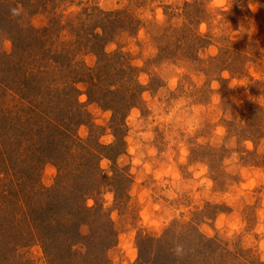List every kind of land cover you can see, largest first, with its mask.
<instances>
[{"label": "rangeland", "instance_id": "374dc122", "mask_svg": "<svg viewBox=\"0 0 264 264\" xmlns=\"http://www.w3.org/2000/svg\"><path fill=\"white\" fill-rule=\"evenodd\" d=\"M29 6L25 21L48 32L39 59L21 61L47 102L41 116L21 105L22 81L10 80V134L37 140L15 166L23 202L0 236V264H159L158 254L178 264L175 240L187 250L179 264H264V0ZM0 52L13 54L11 39L0 38ZM103 52L115 55L114 71L99 78V94H114L100 102L88 95V70ZM58 178V199L83 194L96 210L72 249L56 224L73 230L75 217H37Z\"/></svg>", "mask_w": 264, "mask_h": 264}, {"label": "trees", "instance_id": "16d2710c", "mask_svg": "<svg viewBox=\"0 0 264 264\" xmlns=\"http://www.w3.org/2000/svg\"><path fill=\"white\" fill-rule=\"evenodd\" d=\"M33 0H0V38L5 36L12 40L13 43V54L8 55L5 52H0V236L4 238V234H7L9 231V218L12 210L17 206V204L20 202L22 203V197L19 193L13 191V186H16L17 181L19 180L18 177V170L15 166L19 164L20 159L27 156V153L29 152V148L36 143V138H32L31 140H28L26 138L18 136V134L11 135V128H14L13 126H10V123L8 125V117L5 114V110L3 107L4 99L8 103H12V101L8 100L10 89L8 88L9 82H19L22 81L23 84V92L13 93L17 96H20V102L23 103L21 105H28L32 111L38 112V115L43 114V110H45V105L47 102L46 94L47 90L43 89V92L37 93L35 90L38 89L36 87L39 86V78L36 76V73L29 72L28 68L23 65L24 61H21L23 59L22 56H27V54L30 52L33 55V58L39 59V56H41L43 52V47L40 44L41 40L40 34H47L48 29L45 30H38L33 28L31 25H29L25 21L24 17V11L26 9H30V2ZM23 8L22 14L18 17H12L10 14V8L16 7L20 9ZM44 32V33H43ZM93 38L96 42H101L102 37L100 38L97 35H93ZM42 43V42H41ZM19 56L20 58L12 59L13 56ZM99 55V64L94 69H89L88 71V77L91 81L90 83V89L89 90V97L103 102L106 100V94L113 95L114 92L111 90H108L105 93V96H101L99 93H101L98 85L99 78L102 76L103 72H113L114 68V58L115 55L106 54L105 52L98 54ZM44 56V55H43ZM16 62L15 66L13 67L14 63L10 66V61ZM34 63H36V59H34ZM22 62V65H21ZM85 75V71H84ZM80 77V76H79ZM78 79V78H77ZM80 79V78H79ZM11 80V81H10ZM79 81V80H77ZM75 82V79H74ZM35 88V89H34ZM74 92L77 94L78 90L76 87L73 88ZM103 92V91H102ZM132 98V96H131ZM126 102L128 107L134 106L135 104L129 102ZM5 120V121H4ZM30 121V120H29ZM36 120L34 122H30L31 126H34L37 124V128H43L44 130L50 129V121L49 120H38L36 123ZM28 122H25L23 125L26 127V124ZM41 126V127H40ZM24 127V128H25ZM18 131V130H17ZM62 132L61 135L64 136V141H66L65 137L67 134H65V130H60ZM67 133V131H66ZM69 139H71L69 137ZM28 144L27 147L23 149V145ZM73 143L71 142V146ZM113 149V147H103V149ZM2 150V151H1ZM120 152V151H118ZM117 152V153H118ZM110 158V157H109ZM112 159V158H111ZM11 164V166L9 165ZM3 175V177H2ZM79 176V173L77 174ZM15 177V178H14ZM60 178H58V181L56 182V186H54L53 189L49 190L48 195H51V198H48L46 200V197L43 198L45 200L44 206L41 207V214H37L38 219L42 222L47 221V219L54 221L53 219L56 218V220L61 216H63V219H66L65 215L68 217L69 215L71 217H75L73 220V230H67V225L62 224V221H57L56 227L59 230H63L66 228V231L63 233V236L66 234V242L68 244V248L72 249L74 245L78 242V239L80 238V227H81V219H84V216L94 212L93 208H89L86 206H83V194L82 196L77 195L76 193H72L70 197H63V198H57V194L55 193V190L62 189V182L59 181ZM7 182V183H4ZM9 183V184H8ZM8 184V185H7ZM3 186L6 188L3 189ZM7 186V187H6ZM9 186L11 187V190L9 189ZM53 192V194H52ZM86 197V194L84 195ZM58 199V200H57ZM30 208L27 209V213H30V215L34 212L35 206H30ZM94 210V211H93ZM52 213V215H51ZM9 216L8 218L5 217V215ZM76 218L78 220L76 221ZM48 223V222H47ZM46 223V224H47ZM45 225V224H44ZM48 228H51L52 225H47ZM11 230V229H10ZM201 235V234H200ZM11 235H9L10 237ZM59 238V237H58ZM201 238L206 239L204 236L201 235ZM11 240V241H10ZM9 241L12 243V239ZM61 240V239H60ZM214 240H207V244L214 245ZM45 249V248H44ZM46 251V250H45ZM46 253H48L46 251ZM142 257V256H140ZM55 258V257H54ZM170 256L169 254H158L154 258V262H158L159 264H170L169 260ZM173 262H177V260H173ZM155 264V263H154Z\"/></svg>", "mask_w": 264, "mask_h": 264}, {"label": "clouds", "instance_id": "9594fccd", "mask_svg": "<svg viewBox=\"0 0 264 264\" xmlns=\"http://www.w3.org/2000/svg\"><path fill=\"white\" fill-rule=\"evenodd\" d=\"M9 11L12 17H18L22 14L21 9L16 7L10 8ZM170 252L172 253L173 257L177 260L178 264L187 255L185 244L180 242L179 240H175L172 242Z\"/></svg>", "mask_w": 264, "mask_h": 264}]
</instances>
